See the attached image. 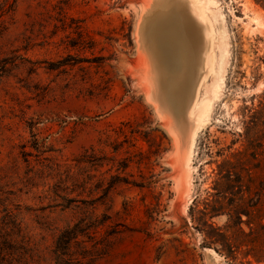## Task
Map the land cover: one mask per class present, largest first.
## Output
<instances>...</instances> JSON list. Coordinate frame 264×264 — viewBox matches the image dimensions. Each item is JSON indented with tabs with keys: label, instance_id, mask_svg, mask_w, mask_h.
<instances>
[{
	"label": "rangeland",
	"instance_id": "1",
	"mask_svg": "<svg viewBox=\"0 0 264 264\" xmlns=\"http://www.w3.org/2000/svg\"><path fill=\"white\" fill-rule=\"evenodd\" d=\"M169 12L186 90V59L158 53ZM88 215L92 236L60 239ZM85 245L89 264H264V0H0V264Z\"/></svg>",
	"mask_w": 264,
	"mask_h": 264
},
{
	"label": "bare ground",
	"instance_id": "2",
	"mask_svg": "<svg viewBox=\"0 0 264 264\" xmlns=\"http://www.w3.org/2000/svg\"><path fill=\"white\" fill-rule=\"evenodd\" d=\"M163 1V0H162ZM193 3H195V1H192ZM202 2V1H201ZM194 5V4H193ZM203 7V6H202ZM143 8V7H142ZM142 10V9H141ZM206 10V9H205ZM140 15V14H139ZM181 16V15H180ZM206 16H210V15H208V12L206 11ZM182 17H185V15L183 14V16ZM172 17H171V13L169 12V13H167L166 14V18L165 19H158V20H156L155 21V29L158 31V33H159V36H160V39H162V38H165V41H164V44H163V46L162 47H160V49H159V51H158V53H159V56H160V61L162 62V63H166L165 61H171V62H175V63H178L179 61H182V63L184 64V59H186V66H184L183 65V68H181V67H179V66H176L175 68H173L172 70H171V72H172V74L173 75H175L174 77H172V79L173 80H175V81H178L179 82V80H182V79H184L185 81H187V85H185V83H184V87H182V89H184V90H186L188 87H189V85H188V83L189 82H191V75H192V73H193V69L191 68V64H192V61H191V59H190V57H191V52H190V45L192 44L191 43V36H190V34H189V32L188 31H186V32H181V31H177V29H189L188 27H186L187 25L186 24H184V22H182L181 21V19L179 20V19H171ZM178 18V17H177ZM210 19V18H209ZM212 20V19H211ZM140 22V21H139ZM213 22V21H212ZM137 24V23H136ZM211 24H213V23H211ZM152 27V26H151ZM214 27V26H213ZM136 29V28H135ZM213 31H214V29H213ZM182 35V39H185V40H182V41H180L179 43H177V45H179L178 46V48L175 46V43L176 42H174V41H177L178 39H179V37ZM211 31L207 28V40H208V42H207V47L205 48V50H204V57H203V64H202V66H201V73H200V75H199V77H198V80H197V83H196V86H195V95L197 94V92L199 93V91L198 90H200L199 89V86H201L200 84L202 83L203 84V80H204V78L208 75V73H209V71L212 69V66H213V62H215V60H214V58H216V57H214V56H216V55H214L215 53H213V51H212V37H211ZM214 37H215V35H214ZM218 37H219V35H218ZM136 38H137V36H136ZM190 38V39H189ZM217 38V37H216ZM169 39H171V40H169ZM218 39V38H217ZM136 40V39H135ZM215 40V39H214ZM220 40V39H219ZM179 41V40H178ZM186 41V42H185ZM218 41V40H217ZM215 42V41H214ZM217 43V42H216ZM180 44H185V46H186V49L185 50H181V48H179L180 47ZM170 45H172V47L170 46ZM187 46H189V48H188V50H187ZM163 48V49H162ZM184 48V47H183ZM182 48V49H183ZM142 50V49H141ZM140 50V51H141ZM213 50H214V47H213ZM144 55V54H143ZM187 58H189V59H187ZM165 60V61H164ZM181 63V62H180ZM145 65V64H144ZM171 65V64H170ZM133 66V65H132ZM216 66V65H215ZM142 67V66H141ZM145 67V66H144ZM131 68V67H130ZM140 69V68H139ZM143 69V68H142ZM147 70V69H146ZM168 71H166V72H164L165 73V75H166V73H167ZM138 73V72H137ZM214 73V72H213ZM212 73V74H213ZM139 76V75H138ZM166 77H168V79H169V76L167 75ZM145 81V80H144ZM208 81V80H207ZM205 82V81H204ZM150 84V83H149ZM153 84V83H152ZM155 85V84H154ZM202 87V86H201ZM144 88V87H143ZM146 90V89H145ZM157 90V89H156ZM168 90V89H167ZM166 89H161V92L160 93H162V95H164V96H171V97H177V95L176 94H170L169 95V93H167L168 91H167ZM174 90V89H173ZM172 90V91H173ZM147 91V90H146ZM167 91V92H166ZM201 91V90H200ZM159 92V91H158ZM157 92V93H158ZM164 92V93H163ZM146 93V92H145ZM200 95V94H199ZM180 96V95H179ZM197 96V95H196ZM195 96V97H196ZM204 97H206V95L204 96ZM158 98H160L159 97V95H158ZM200 98V97H199ZM202 100H203V98H201ZM160 100V99H159ZM203 101H205V99L203 100ZM202 101V102H203ZM157 102V101H156ZM165 102V101H164ZM199 102V101H198ZM194 103V101L192 102V104ZM206 104H205V102H204V105L203 106H205ZM198 106V105H197ZM200 107H202V105H201V101H200ZM155 108V107H154ZM200 109V108H199ZM205 109H206V107H205ZM157 110V109H156ZM155 110V111H156ZM198 110V109H197ZM193 111V110H192ZM196 111V110H195ZM200 111V110H199ZM165 113V112H164ZM193 113V112H192ZM200 113V112H199ZM203 114V113H202ZM193 116V115H192ZM198 116V115H197ZM200 116V115H199ZM161 118H162V120H163V116H161ZM170 119V118H169ZM199 119V118H198ZM202 119V118H201ZM200 119V120H201ZM167 121V120H166ZM163 122H164V120H163ZM168 123V122H167ZM163 124V123H162ZM168 125V124H167ZM191 125V124H190ZM164 127V126H163ZM168 127H169V125H168ZM165 128V127H164ZM167 131H169V130H167ZM198 132V131H197ZM168 133H170V132H168ZM196 139V138H195ZM174 140V139H173ZM178 142V141H177ZM193 143H194V141H193ZM192 143V144H193ZM179 145V144H178ZM175 149V148H174ZM192 150H193V146H192ZM175 151V150H174ZM175 153V152H174ZM173 154V153H172ZM173 155H175V154H173ZM183 155V154H182ZM191 155H192V151H191ZM177 156V155H176ZM172 158V157H171ZM174 158V157H173ZM172 158V159H173ZM181 158V157H180ZM183 158V157H182ZM182 158H181V160H182ZM171 159V160H172ZM192 159V158H191ZM173 161V160H172ZM172 163V162H171ZM173 163H175V161H173ZM175 165V164H174ZM181 165V164H180ZM173 166V165H172ZM178 167V166H177ZM174 168V167H173ZM175 169V168H174ZM180 169V168H179ZM177 170V169H176ZM180 171V170H179ZM178 171V173H180ZM190 171V170H189ZM175 173V172H174ZM177 174V173H176ZM176 176H178V175H176ZM176 176L174 177V178H176ZM187 176H189V175H187ZM176 184H177V182H176ZM189 184V183H188ZM189 186V185H188ZM178 192V191H177ZM179 193H181V191H179Z\"/></svg>",
	"mask_w": 264,
	"mask_h": 264
},
{
	"label": "trees",
	"instance_id": "3",
	"mask_svg": "<svg viewBox=\"0 0 264 264\" xmlns=\"http://www.w3.org/2000/svg\"><path fill=\"white\" fill-rule=\"evenodd\" d=\"M38 139L36 138L33 142L34 145L38 144ZM66 189L68 186L65 187ZM63 190H66V189ZM64 198L74 199V196L69 197L68 194H65ZM88 220L84 221L80 219L74 223H67L60 229L59 237L62 241H64L67 245L71 244L72 241H82L84 242L85 239H80V235H88L89 237L92 236L91 228L94 225V221L92 220V216L88 215ZM94 230L93 232H95ZM87 245L84 246L83 250L79 252V255L75 257V260H68L70 263L76 261L75 264H89L87 260V255L89 250L86 248ZM68 252V251H66ZM70 254V253H68Z\"/></svg>",
	"mask_w": 264,
	"mask_h": 264
}]
</instances>
